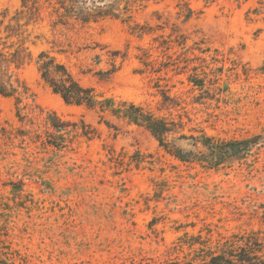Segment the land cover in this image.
<instances>
[{
	"label": "rangeland",
	"instance_id": "obj_1",
	"mask_svg": "<svg viewBox=\"0 0 264 264\" xmlns=\"http://www.w3.org/2000/svg\"><path fill=\"white\" fill-rule=\"evenodd\" d=\"M56 3L38 0L33 62L16 72L31 107L0 95V264H164L193 259L195 241L264 231V0H143L129 23L87 25H56ZM24 15L0 0L3 30ZM41 51L82 85L182 122L169 140L186 152L209 153L181 133L247 144L218 167L183 163L144 128L68 106L40 77ZM48 113L78 123L67 143H46Z\"/></svg>",
	"mask_w": 264,
	"mask_h": 264
},
{
	"label": "trees",
	"instance_id": "obj_2",
	"mask_svg": "<svg viewBox=\"0 0 264 264\" xmlns=\"http://www.w3.org/2000/svg\"><path fill=\"white\" fill-rule=\"evenodd\" d=\"M142 1L112 0L107 3L105 0H57L55 13L58 16V21L56 25H66L70 20L87 25L106 18L129 23L133 19L135 5ZM22 6L25 15L15 19L16 26L8 25L3 30L4 22H0V95L14 98L17 104L24 103V110H26L31 107L29 101L32 100V95L29 88L19 81L16 72L24 65L33 62L32 52L26 46L31 36L27 28L39 21L38 0H22ZM23 19L26 21L21 24ZM35 65L44 84L54 94L60 96L68 106L83 107L95 111L101 119L109 114L118 120L126 121L129 125L144 128L159 142L160 147L183 163L198 162L206 168L218 167L227 158L234 156L235 151L233 150H240V147L247 144L238 141L229 144L214 140L205 134L199 137L193 135L188 137L181 133L177 139H191L195 148L198 149V146L201 145L209 153L206 155L198 150L186 152L169 140L176 130H183L182 122L158 116L143 105L107 97L98 93L95 88L82 85L65 64L58 62L46 51H41L38 54ZM145 65L149 66L150 63L145 61ZM161 93L167 109L180 106L178 101L169 95V90L162 89ZM18 117L23 118L21 115ZM48 119L50 121H46V124L49 125L50 131L46 143L53 146L57 147L58 143H67V137L79 130L78 123H73V130L68 129L70 122L64 121L54 113H48ZM81 124L83 138L92 140L98 136L97 130L90 124H86L84 121ZM26 135L27 131H24V137ZM197 244L200 247L194 249L193 259L170 261L164 264H264V231L261 230L222 237L216 241L214 247L209 242L201 241H195L191 246Z\"/></svg>",
	"mask_w": 264,
	"mask_h": 264
}]
</instances>
